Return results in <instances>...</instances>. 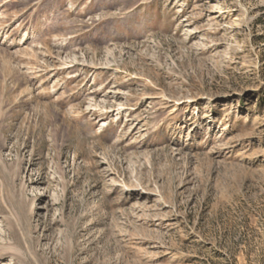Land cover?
Instances as JSON below:
<instances>
[{"label": "rangeland", "instance_id": "obj_1", "mask_svg": "<svg viewBox=\"0 0 264 264\" xmlns=\"http://www.w3.org/2000/svg\"><path fill=\"white\" fill-rule=\"evenodd\" d=\"M0 264H264V0H0Z\"/></svg>", "mask_w": 264, "mask_h": 264}]
</instances>
